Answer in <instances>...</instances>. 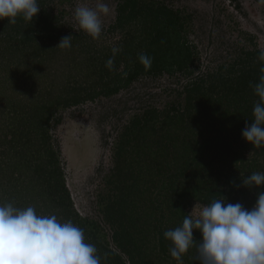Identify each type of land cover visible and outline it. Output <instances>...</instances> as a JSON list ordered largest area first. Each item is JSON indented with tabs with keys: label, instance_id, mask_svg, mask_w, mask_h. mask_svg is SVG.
Here are the masks:
<instances>
[{
	"label": "rangeland",
	"instance_id": "rangeland-1",
	"mask_svg": "<svg viewBox=\"0 0 264 264\" xmlns=\"http://www.w3.org/2000/svg\"><path fill=\"white\" fill-rule=\"evenodd\" d=\"M106 2L112 12L101 17L103 31L99 38L86 34L74 19L78 5L95 7V0H38L41 10L31 23L22 19L17 20L20 24L16 25L8 23L7 18L0 19V28L1 22H5L10 35L5 36L7 31L0 29V163H3V166L0 164V177L6 175L9 181H13L22 172L28 191L20 194L29 193L34 199L27 206L34 207L42 199L41 214L55 213L62 221L69 220L58 215L49 199H45L46 191L33 177V167L29 170L22 165V169L18 166L12 170L14 166H6L15 162L18 154L17 147L5 141L14 137L27 139L36 136L23 127L31 120L27 116L33 111L26 105L31 107L32 102L34 105H50V110H53L49 127L52 145L55 142L54 145L59 146L60 168L63 169L72 207L79 217L87 219L82 222L86 242L96 246L100 258L102 248L107 247L125 264H130L115 245L113 228L104 219L102 211L107 198L117 192L113 183L118 180L113 158L117 138L122 134L130 137L125 133L134 131L136 136L132 137L136 139H132L129 145L136 144V151L141 148L140 157L136 160L141 159L144 163L152 159L158 161L169 153H181V145L188 137L222 138L224 132H211V127L204 129L195 121L192 110L187 108L184 88L199 74L207 77L213 73L212 76L220 77L221 65L228 70L234 66L241 74L251 64L257 63L260 53L253 59L248 55L264 50V7H258L256 0L138 1L155 6L162 4L180 13L182 18L178 22L183 23L181 33L184 38L180 42L172 40V43L169 40L179 30V23L167 21L165 24L160 18L158 31H151V25L148 27L147 18H144L119 27L115 20L118 5L123 0ZM11 26L16 28L15 32ZM18 29L30 33L28 42L17 43ZM69 35L72 36L71 47H57L60 40ZM114 47L120 52L109 68L106 62L113 58ZM184 47H188L187 50ZM141 53L152 58L151 67L147 70L138 59ZM174 61H180L183 66L179 68L180 64L175 63L171 72L163 68ZM138 63L142 70L136 73ZM259 74L260 70L257 79ZM249 81L252 83V79ZM116 85L117 90L112 93H99L93 98L88 96V93ZM223 89L214 83L207 95L217 99L220 94L224 95ZM75 97L79 102L69 104ZM225 97L222 107L229 106L225 111L229 115L236 97L232 93ZM258 100L259 97L256 102ZM10 107L20 112H10ZM189 113L191 116H187ZM136 121L138 124L133 127ZM236 144L234 141L236 152H242L247 163L251 162L255 148L250 143L240 147ZM161 178L162 186L152 187L151 197L155 203L166 205L171 198L166 199L169 194L163 187H168L165 183L169 180L167 174ZM143 180L144 176L137 177L136 182L140 185ZM8 184L13 183L6 182L0 186L1 190H5ZM147 185L154 186L149 182ZM195 204L203 205L194 201L188 214L192 210L197 211ZM158 257L149 254L147 258L152 264H166ZM192 259L196 261L195 255ZM168 264H177V261L173 259Z\"/></svg>",
	"mask_w": 264,
	"mask_h": 264
},
{
	"label": "trees",
	"instance_id": "trees-1",
	"mask_svg": "<svg viewBox=\"0 0 264 264\" xmlns=\"http://www.w3.org/2000/svg\"><path fill=\"white\" fill-rule=\"evenodd\" d=\"M138 1L140 0H123L122 3H119L115 20L116 26L120 27L127 22L131 23L147 18L148 27L151 25L150 30L158 31L157 24L161 18V21L165 24L167 21L179 23V30L171 36L169 41H183L184 37L181 33L183 23L178 22L182 16L177 13L178 11L162 4L155 6L149 4L150 2L139 3ZM17 20H22V18H17ZM18 22H16V25L20 24ZM1 24L2 28L0 29L2 32L7 31L5 36H10L8 26L5 22H1ZM168 24L172 27L171 23ZM11 27L15 32L16 28ZM29 35L30 33L27 30L18 29L17 43L28 42L30 40ZM187 48L184 47L186 50ZM258 53L260 52L249 53L248 58L253 59ZM256 62L257 65L255 63L251 64V67L242 71L241 74H238L239 71L234 66L228 70L221 65L220 77L212 76L213 73L207 77L199 74L198 77L185 85L184 93L187 108L192 110L195 121L199 125H203L204 129L211 127V132H215V130H220V133L224 132L222 138L199 139L188 137V140L181 145V153H169V155L158 161L152 159V161L146 163L141 159L136 160L140 155L141 148L136 151V144L135 146L129 145L132 139H136V137H132L133 135L136 136L134 131L127 130L125 134L130 135V137H124L122 134L121 137L117 138L113 157L115 159V170L117 171L116 179H118L113 183L117 192H115V196L107 198V205L102 208V211L104 219L113 228L112 237L115 245L126 256L130 264H152L147 258L149 254L159 256L158 259H162L166 264L170 263L173 260L169 252L171 242L164 238V232L182 224L185 215L188 214L189 207L194 201L207 205L212 200L223 196L230 203L239 202L245 208L250 209L256 201L257 192L264 191V186L257 189L242 185L243 177L253 172H264V147L255 148L251 145L255 148V155L252 161L248 163L243 153H238L233 148L234 141L237 142L235 146L239 144V147L248 143L242 138V130L246 124L250 125L253 120L252 110L258 96L254 94L252 85L259 82L261 72L258 79L257 73L264 66V62L259 60ZM171 63H167L168 66L163 68L171 72L175 63L180 64L179 68L183 66L180 61ZM259 64L262 66L259 67ZM139 65V63L136 65V73L142 70ZM135 72L132 73L136 74ZM249 79H252L253 84ZM214 83H217V87L222 86L223 91H225L223 96L219 93L217 99L207 95L208 89ZM117 85L88 93V96L93 98L99 93H112L117 90ZM227 93H232L236 97L235 106L229 115L225 113L229 106L222 107ZM8 102L10 103V101ZM77 102H79V99L75 97L69 104ZM32 103L31 107L26 105V108H29L28 110H33L27 116L31 120H28V123H25L23 127L24 129L28 128L30 134L34 132L36 136L27 137V139L22 138L23 140L19 137L15 139L13 136L14 138L10 141H5V143H12L13 146H16L18 154L16 161L7 163L6 166H14L12 170H15L18 166H21V169L27 167L29 170L33 167V177L35 176V179L43 185V189L46 191L47 197L45 199H49L52 207L58 211V215L66 219L73 218L74 224L85 231L82 222L87 221V219L83 220L73 209L63 169L60 168L62 160L58 152L59 146L54 145L55 142L52 145L49 127L53 110H50V105H34L35 102ZM10 106L12 107V105ZM11 107L9 108L10 112L13 111L15 114L20 112L14 107L11 109ZM21 109L24 108L21 107ZM23 112L25 113V111H21V113ZM187 116H191L190 113ZM137 121L139 123L140 120L137 119ZM137 121L132 124L133 127H135ZM127 128H130V126ZM232 135L234 136L232 137ZM0 164L3 166L2 162ZM0 174H2V171ZM165 174H167L169 181L165 183L168 187H163V190L169 194L166 199L171 198V201L169 200L170 202L166 205H160V203H155L151 197L152 187L162 186L161 177ZM22 176L24 175L20 172L13 181H9L6 175L4 178H2L3 175L0 177V186L6 182L13 183L5 186V190L0 188V201H3L0 203L14 202L17 206L24 207L29 204L30 200H34L29 193L20 194V192L28 191ZM143 176L144 183L139 185L136 182L137 177ZM147 182L154 186H148ZM147 193H150V195H147ZM33 197L36 198L35 195ZM41 200L40 203H35L34 206L38 213H41V209L39 211L40 204L42 205ZM45 205L47 206V203ZM193 235L197 240L196 243H199L201 234L194 231ZM102 250L103 252L100 253L102 256L101 263L125 264V261L111 249L106 247ZM192 255L197 256L195 247L183 256V264H199L198 261L193 262Z\"/></svg>",
	"mask_w": 264,
	"mask_h": 264
},
{
	"label": "clouds",
	"instance_id": "clouds-1",
	"mask_svg": "<svg viewBox=\"0 0 264 264\" xmlns=\"http://www.w3.org/2000/svg\"><path fill=\"white\" fill-rule=\"evenodd\" d=\"M256 3L264 7V0ZM40 10L38 0H0V19L7 18L10 24H16L17 18L31 23ZM111 12L106 0H95V7L78 5L74 19L86 34L99 38L101 17ZM71 39V35L63 37L57 47L70 48ZM119 52V48L112 49L107 67H112ZM138 59L146 70L151 67L152 58L146 53ZM258 60L264 62V50ZM260 72L259 82L252 85L259 97L253 106V120L242 130V138L255 148L264 147V66ZM242 185L261 188L264 172L243 177ZM194 208L197 211L186 214L180 226L164 232L177 264H183V256L193 247L199 264H264V191L257 192L250 209L223 196ZM194 231L201 234L199 243ZM0 264H101V258L96 246L86 242L84 230L72 220L62 221L55 213L41 214L33 206L8 202L0 203Z\"/></svg>",
	"mask_w": 264,
	"mask_h": 264
}]
</instances>
